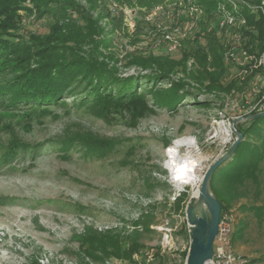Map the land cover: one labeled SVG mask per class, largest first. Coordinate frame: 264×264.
Returning a JSON list of instances; mask_svg holds the SVG:
<instances>
[{
    "label": "rangeland",
    "instance_id": "rangeland-1",
    "mask_svg": "<svg viewBox=\"0 0 264 264\" xmlns=\"http://www.w3.org/2000/svg\"><path fill=\"white\" fill-rule=\"evenodd\" d=\"M77 1L87 5V0ZM101 1L108 7L113 2ZM19 12L24 34L48 30V21L37 22L24 10ZM103 24L107 28L105 36L114 37L106 54L119 55L122 60L119 73L150 74L151 69L122 66L130 53L124 60L120 58L122 47L136 42L124 36L122 27L114 29L109 21ZM217 34L224 40L222 33ZM142 54L151 53L144 50ZM173 55L180 58L181 52ZM230 66L225 81L237 79L239 89L208 92L186 77L192 99L183 100L176 110L156 108L155 113L134 124L127 113H112L105 119L87 107L53 105L49 114L35 112L31 118L24 113L27 107L5 111L0 122V264H132L114 256L101 262L85 258L78 236L87 227L119 230L124 248L138 241L142 248L133 254L138 264H185L187 255L183 252L188 253L191 244L186 211L196 202L193 194L201 181H174L165 166L166 149L175 138L184 137L204 174L231 147L236 139L233 123L234 127L245 125L264 93V73L249 68L245 72L240 64ZM186 74L178 71L158 84L169 87ZM3 81L0 76V83ZM202 101L209 105L193 104ZM261 103L264 105V101ZM85 133L116 140L121 148L96 158L86 156V148L76 145L65 157L63 141ZM12 139L28 147L19 146L13 152L8 147ZM6 151L15 155L5 160ZM260 178L258 203H264V162ZM253 199L251 188L249 197L238 202L248 206ZM238 202L228 210L234 215L233 248L246 259L256 260L255 264H264V222L259 223L247 208L241 210Z\"/></svg>",
    "mask_w": 264,
    "mask_h": 264
},
{
    "label": "trees",
    "instance_id": "trees-1",
    "mask_svg": "<svg viewBox=\"0 0 264 264\" xmlns=\"http://www.w3.org/2000/svg\"><path fill=\"white\" fill-rule=\"evenodd\" d=\"M105 1L136 9L138 31L130 36V40L137 43L140 39L136 36L146 25L145 15L156 5L174 0ZM221 1L200 0L208 20L215 16ZM244 1L252 4V9L244 6L239 11L250 25L243 29L246 48L252 53L255 50L262 52L263 0ZM20 10L34 16L37 22L48 21V30H30L27 35L24 34ZM106 21L111 22L114 29L123 26L122 14L114 16L101 0H87V5L77 0H0V76L4 79L0 83V122L5 111L19 107H27L29 110L24 113L31 118L35 112L44 116L51 112L53 105H63L78 109L87 107L90 112L105 119L112 113H127L134 124L155 113L156 108L176 110L183 100L192 99L190 97L194 94L189 89L186 77L198 82L208 92L229 93L232 89L240 88L235 78L225 81L231 67L225 58L227 46L214 29H207L206 21L202 22L201 31L186 40L180 58L153 52L143 55L144 49L139 48L128 53L123 67L134 65L151 69L152 72L126 76L119 73V63L122 61L119 55L115 57L112 52V55L106 54L114 42V37L105 36L107 28L103 22ZM124 35L129 36V33L125 31ZM190 58H194L193 68L197 67L196 70L192 68L193 71H188ZM178 71L187 73L185 78L172 81L169 87L158 84ZM193 104L209 105L207 101ZM236 129L243 134V140L233 157L215 170L211 190L220 202L223 214L240 199L249 197L252 188L254 203L243 207L250 209L257 221L263 223L264 203L258 201L262 193L260 176L264 162V117L248 119L245 125L239 124ZM119 143L85 133L64 140L63 155L69 157V148L79 145L82 149L86 148L83 149L86 156L104 158L120 149ZM19 146L28 147L17 139H12L8 145L13 152ZM14 155L6 151L3 158L8 160ZM78 239L85 258L101 262L106 257L114 256L138 264L133 254L140 251L142 245L137 241L124 248L121 232L117 229L98 231L87 227ZM183 253L186 256L187 250ZM255 262L249 260V264Z\"/></svg>",
    "mask_w": 264,
    "mask_h": 264
},
{
    "label": "built area",
    "instance_id": "built-area-1",
    "mask_svg": "<svg viewBox=\"0 0 264 264\" xmlns=\"http://www.w3.org/2000/svg\"><path fill=\"white\" fill-rule=\"evenodd\" d=\"M244 6L252 9V4L244 0H223L218 3L215 16L208 20L200 0H174L156 5L144 17L146 25L136 36L140 40L134 46L127 42L122 47L120 58L123 59L128 51L137 48L177 57L173 54L180 52L186 40L201 31V24L206 21L208 30L214 29L222 33L221 37L224 38L227 46L225 54L227 63L244 65L245 72L248 71L246 69L248 67L251 71L264 73L261 72L264 71V52L252 53L246 48L247 41L243 36V29L246 28L247 19L239 13ZM109 7L114 16L122 14L123 32L127 31L129 36H134L138 31L136 9L122 7L116 2H110ZM261 7L264 8V0ZM194 63V58H190L187 65L193 68ZM262 101H264V93L250 113L264 111ZM233 227V212L221 214L219 232L213 243L214 254L206 264H249V260L233 248L232 238L235 232ZM165 241L171 248L169 240Z\"/></svg>",
    "mask_w": 264,
    "mask_h": 264
},
{
    "label": "water",
    "instance_id": "water-1",
    "mask_svg": "<svg viewBox=\"0 0 264 264\" xmlns=\"http://www.w3.org/2000/svg\"><path fill=\"white\" fill-rule=\"evenodd\" d=\"M260 117H264V111L250 114L247 116V119L255 120ZM232 127L236 135L235 141L231 147L223 155L217 158L203 174L198 189L197 196L200 200L205 198L208 202L210 216L200 215L194 212L193 210L195 207L193 205L195 203L190 205L186 211L187 221L191 226V244L186 256L185 264H206V262L213 257V243L219 232L222 206L211 190V179L215 170L233 157L236 148L243 140V134L237 131L236 127H234V123ZM194 196H196L195 193L193 194V199H195Z\"/></svg>",
    "mask_w": 264,
    "mask_h": 264
},
{
    "label": "clouds",
    "instance_id": "clouds-1",
    "mask_svg": "<svg viewBox=\"0 0 264 264\" xmlns=\"http://www.w3.org/2000/svg\"><path fill=\"white\" fill-rule=\"evenodd\" d=\"M166 152L168 160L165 166L169 168L172 179L176 182L187 183L197 166V161L192 156L188 141L184 137H177L166 149Z\"/></svg>",
    "mask_w": 264,
    "mask_h": 264
},
{
    "label": "bare ground",
    "instance_id": "bare-ground-1",
    "mask_svg": "<svg viewBox=\"0 0 264 264\" xmlns=\"http://www.w3.org/2000/svg\"><path fill=\"white\" fill-rule=\"evenodd\" d=\"M202 173L200 171V169L198 168V166H196L195 168V171L194 173L191 174V178L188 179V182L187 183H184V182H177V183H180V184H196V183H199L202 179ZM195 195L194 198L196 199V202L195 204L193 205L195 208H194V212H196L197 214H200V215H209V211H208V202L205 198H202L200 200V198L197 196L198 195V190L195 192ZM200 200V201H199ZM192 211V212H193Z\"/></svg>",
    "mask_w": 264,
    "mask_h": 264
},
{
    "label": "crops",
    "instance_id": "crops-1",
    "mask_svg": "<svg viewBox=\"0 0 264 264\" xmlns=\"http://www.w3.org/2000/svg\"><path fill=\"white\" fill-rule=\"evenodd\" d=\"M238 204H239V205H242L241 210H242V208H244L243 205H246V203H244V202H238ZM251 204H252V203H251ZM251 204H250V205H251ZM235 205H236V203L233 205V207H234ZM245 208H247V207H245ZM247 209H248V208H247ZM248 210L251 211L250 209H248ZM251 213H252V211H251ZM256 220H257V219H256ZM232 242H233V241H232ZM253 264H255V263H253Z\"/></svg>",
    "mask_w": 264,
    "mask_h": 264
}]
</instances>
